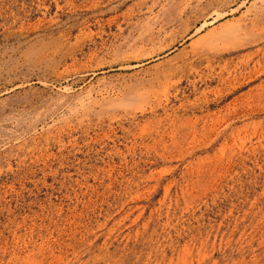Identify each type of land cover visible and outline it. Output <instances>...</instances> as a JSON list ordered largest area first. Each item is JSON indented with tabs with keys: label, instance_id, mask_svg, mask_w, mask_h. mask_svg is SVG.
Here are the masks:
<instances>
[{
	"label": "rangeland",
	"instance_id": "rangeland-1",
	"mask_svg": "<svg viewBox=\"0 0 264 264\" xmlns=\"http://www.w3.org/2000/svg\"><path fill=\"white\" fill-rule=\"evenodd\" d=\"M0 264H264V0H0Z\"/></svg>",
	"mask_w": 264,
	"mask_h": 264
}]
</instances>
